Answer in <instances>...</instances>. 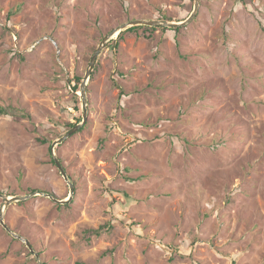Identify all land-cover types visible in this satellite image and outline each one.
I'll use <instances>...</instances> for the list:
<instances>
[{
  "label": "rangeland",
  "instance_id": "rangeland-1",
  "mask_svg": "<svg viewBox=\"0 0 264 264\" xmlns=\"http://www.w3.org/2000/svg\"><path fill=\"white\" fill-rule=\"evenodd\" d=\"M194 5L0 0V264H264V0H201L179 32L108 44L55 150L74 194L47 196L70 198L50 148L82 121L89 53Z\"/></svg>",
  "mask_w": 264,
  "mask_h": 264
},
{
  "label": "water",
  "instance_id": "water-1",
  "mask_svg": "<svg viewBox=\"0 0 264 264\" xmlns=\"http://www.w3.org/2000/svg\"><path fill=\"white\" fill-rule=\"evenodd\" d=\"M200 3H201V0H195L194 10H193L192 14L190 15L189 18H187L186 20H184L182 22H168V21H157V20H151V21L134 20V21H131L129 23H125V24L113 29L102 39L101 43L99 44V46L97 47L96 51L94 52V54L92 55V57L90 59L88 70H87L85 77L83 78V81H82L81 86H80V93L77 94L78 96H80V98L82 100V107H83L82 121L79 124H77L75 127H73V129L68 131L60 139L55 140L52 143L51 148H50L51 157H52L55 165L57 166L58 170L60 171V173L63 176V178L65 179V181L69 184L70 193H71L70 198L67 200H64V201H59L57 199H54L50 195H47L50 199H52L53 201H55L59 204H67L71 201V198L74 194L75 187L72 183H70L68 174L66 173V170H65L64 166L62 165L60 159L56 155L55 150H56L57 146H59L60 144L65 142L67 139H69L70 137L75 135L78 131H80L85 126V124L88 120V99H87L88 82L90 81L91 75L94 71V67L96 65V62H97V59H98L100 53L107 47V45L112 40L117 39L123 31H126L129 28L134 27V26H150V27H162V28L172 29V28H181V27L188 25L192 22V20L198 14L199 8H200ZM38 194H40V193L34 192L29 196L6 198V207L10 206L13 203L27 200L30 197L36 196ZM1 223H3V221H1ZM4 227L6 228V226H4ZM13 235L17 239L24 241L26 243L27 247L30 250H32V247L27 240H24L22 237H20L16 234H13Z\"/></svg>",
  "mask_w": 264,
  "mask_h": 264
},
{
  "label": "trees",
  "instance_id": "trees-1",
  "mask_svg": "<svg viewBox=\"0 0 264 264\" xmlns=\"http://www.w3.org/2000/svg\"><path fill=\"white\" fill-rule=\"evenodd\" d=\"M164 20L172 21V20L169 19V18H164ZM141 28H144V27H143V26H134V27H131L130 29H128V30H126V31H123V32L119 35V37H118L117 40H112V41L109 43L108 47H109V48H115V49H116L117 46H118V41H119V39L123 38V36H124L125 33H127V32H132V31H136V30L141 29ZM147 28H148V27H147ZM165 30H166V29H165ZM167 30H170V31L172 30V31H176V32H179V31H180L179 28H172V29H169V28H168ZM89 55H90V56H88V58L92 56V52H90ZM72 82L75 83V86L73 87V92L76 93V92L80 91V85H81V83H82V78H81V77H78V76H75V77L72 79ZM73 98H74L75 108H76V110L78 111L79 109L77 108V105H78V103L80 102V101H79V98H78V96H77L76 94L73 95ZM8 114H9V113L7 112L6 109L0 107V115H8ZM81 120H82V118H81V117H78L77 122H80ZM75 126H76V124H74V123H68V127H69V128H73V127H75ZM52 161H53V159H52ZM53 162H54V161H53Z\"/></svg>",
  "mask_w": 264,
  "mask_h": 264
}]
</instances>
